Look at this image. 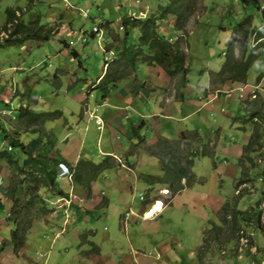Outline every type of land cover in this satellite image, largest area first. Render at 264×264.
<instances>
[{"label":"rangeland","instance_id":"rangeland-1","mask_svg":"<svg viewBox=\"0 0 264 264\" xmlns=\"http://www.w3.org/2000/svg\"><path fill=\"white\" fill-rule=\"evenodd\" d=\"M140 1H0V28L7 20V9L13 8L26 23L32 16H40L41 25L53 28L55 33L49 41L27 40L11 45L2 42L10 36V31L0 34V151L10 146L5 132L12 134L15 130L27 129L23 122L34 116L47 120L43 125L35 122L29 127L38 130L42 126L43 131L25 134L26 142L42 137L45 142L56 141L55 151L74 165L82 159L96 163L107 159L111 166L92 184L91 197L73 181V176L59 177V185L74 200L62 202L47 198L49 210L44 214L40 204L34 205L37 217L32 220L24 248L13 257L11 233L14 227L8 220L12 204L3 192L8 186L17 185L18 178L0 161V196L6 204V209L0 208V258H4L3 261L9 260L10 264L12 261L16 264H93V261L114 264L119 261V254L126 256L130 251V241L135 246L141 243L160 246L164 242L172 244L171 238H174L173 243L179 246L166 255L172 260L170 264H246L254 262L251 257L258 254L255 252L258 240L264 247L263 234L254 222L246 214H234L235 210L251 212L264 195V138H260L261 146L252 155L254 164L245 161L243 167L240 166L239 157L243 145L250 139L251 127L246 124L245 130L240 129V118L248 116L237 87L240 84L211 87L209 75L218 72L225 63L227 43L247 16H252L253 28L262 25L264 0L253 3L202 0L181 32L174 28L176 15L169 14L158 22V31L178 42L183 50L185 67H188L185 86H180V78H170L159 66L139 63L135 72L129 67L126 79L110 88L106 96L109 102L104 103L102 91L94 87L116 60V49L123 45V18L128 15L149 18L160 12L159 6L167 4V0ZM106 22L111 26L105 27ZM94 27H100L102 37L92 36ZM129 31V44L139 45V30L129 28ZM240 53L241 50L236 49V57L239 58ZM245 86L246 91L256 88L264 97V52L251 68ZM231 87L234 90L231 91ZM207 89L209 93L204 94ZM86 104L91 109L98 107L95 113L103 120L101 129L97 128L96 120L88 116L81 121L82 114L88 111L84 108ZM117 106L121 109H116ZM57 112L61 115H56ZM143 113L141 118L145 125L140 127ZM112 114L123 128L105 121V117ZM89 121L91 129L82 144V130ZM133 124H137L136 131L147 138L145 141L139 142L133 136ZM191 130L199 132L213 146L216 156L197 160L193 167L196 183L186 186L185 193L173 194L163 188L165 185L152 182L155 176L162 174V163L145 148L165 150L166 144H162L163 148L157 144L159 138H168L172 146L178 147L181 143V148L196 149L201 138L195 141L196 138L189 135L181 139L182 134ZM100 135L102 145L98 146ZM187 142L192 146H186ZM121 146L130 151L119 152ZM132 153L143 154L140 162L143 174H138L139 180L129 171L134 167L126 162ZM133 156L130 161H134ZM62 170L63 175H68L64 166ZM244 170L251 181L237 190L236 184L244 177ZM146 174L151 175L147 180ZM146 182H152L154 188L150 190ZM141 195L147 198L149 207L158 200L155 207L161 211L149 216L150 220L142 218L147 208L140 200ZM218 200L222 207L215 213L213 209ZM106 201L108 205L104 206ZM129 208L138 215L135 224L136 217L125 216ZM223 218L228 223L220 224L227 227L226 236H233L232 241L222 237L202 252L198 247L204 242L203 229L210 227L208 220ZM145 230V234H139ZM211 237L213 240L212 233ZM88 241L103 251L88 253L92 248ZM229 244H233V248ZM141 249L143 252L139 253L144 254L145 248ZM238 256L242 259H237Z\"/></svg>","mask_w":264,"mask_h":264},{"label":"trees","instance_id":"trees-1","mask_svg":"<svg viewBox=\"0 0 264 264\" xmlns=\"http://www.w3.org/2000/svg\"><path fill=\"white\" fill-rule=\"evenodd\" d=\"M31 1L34 2L35 0ZM134 1L136 2V0ZM138 1L141 3L140 0ZM201 1L167 0L166 5L159 6L160 12L149 18H137L129 15L124 17L122 23V29H125L123 45L121 48L116 49V60L104 72L103 77L99 78L98 84L96 85L95 83L94 89L102 91L103 99L106 98L111 87H116L121 81L126 79L129 67L135 72V68L139 63L147 66H159L170 78H180V86L184 87L188 74V67H185V55L178 42H175L172 38H166L165 35L158 31V22L167 18L169 14L176 15L174 28L176 31L181 32L185 29L190 18L196 13L197 6ZM243 1L245 3L257 2V0ZM258 9L260 10L261 7H258ZM17 12L13 8H8L6 11L7 20L3 27L0 28V34L10 31V36L2 41L3 45L22 44L27 40L49 41L55 35L53 28L41 25L40 16H32L30 21L26 23L21 16L17 15ZM262 17L263 23L258 27L253 28L252 16H247L235 28L227 43L225 63L218 72L209 74L211 87L222 86L226 83L241 85L247 83L251 68L261 59L264 52V12ZM104 26L109 27L111 23L106 22ZM129 28L139 30V45L129 44ZM92 36H95L94 32ZM113 41L116 42L117 40ZM236 49L241 50L239 58L236 57ZM76 53L74 51L72 54L75 56ZM208 93V89L205 90L204 94ZM244 104L248 116L240 118L239 121L242 124L240 129L245 130L246 124H250L251 127L250 139L243 145V153L239 158V164L242 167L245 161L251 162L252 165L254 164L252 155L258 152V147L262 143L261 139L263 140L264 138V101L262 96L260 95L254 100H245ZM24 110L28 112L29 109ZM51 115H54V113H51ZM56 115H61V112H57ZM45 120L47 119L32 116L28 122H23L27 129L23 131L15 130L12 134L5 132L6 138L10 140V146L8 149L0 151V161L5 162L7 167L13 172V175L18 178L17 185L8 186L3 192L4 197L12 204L8 220L14 227L11 233V242L15 254H18L24 248L26 235L33 226L32 220L37 217L33 209L34 205L40 204L42 214H44L49 210L48 199L50 197L57 199L70 197L69 193L61 188L58 183L60 166L63 165L68 171L73 172V181L84 189H88L89 195H92V184L104 170L111 168L107 159L103 160L102 163H95L90 159H82L77 165H74L71 161L62 158L58 151H55L56 141L49 140L50 142H45L40 137L26 142L23 139L25 134L28 135L29 132L34 133L37 131L42 133L43 131L42 126L38 130L35 129L36 127L30 129V126H33L35 122L43 125ZM136 130V127L133 126V136L143 142V137ZM192 131L188 132V134H182L181 139L185 140L189 135L191 138H196L195 141L201 138V144L196 149L181 148V143L178 147L176 145L172 146L168 142V138L167 140L159 138L157 144V146L166 144L165 150H159V148L154 150L153 147L145 148L147 152L157 156L162 163L164 174L161 177H157L155 182L167 186L171 192H174L173 194L180 193L186 186L189 187L196 183L193 167L197 160L216 156L213 146L199 132ZM192 134L194 135L192 136ZM164 145H162V148ZM186 146L191 147L192 143L187 142ZM245 171L243 172L244 177L240 178L236 184L237 189L251 181ZM184 179L187 185L182 183ZM1 199L2 197L0 196V208L6 209V204ZM263 204L264 195L252 209L253 215L239 210H235L234 214H246L247 218L249 217L254 222L258 231L264 236ZM104 206H107V203ZM224 211H227V209H224ZM223 221L228 222L227 220ZM211 225L212 229L204 232V244L200 247L202 252L206 251V246L211 245L213 240H220L222 228L213 222H211ZM211 233L214 235L213 240ZM88 243L92 247L88 253L99 254L101 252L99 246L94 242L88 241Z\"/></svg>","mask_w":264,"mask_h":264},{"label":"crops","instance_id":"crops-1","mask_svg":"<svg viewBox=\"0 0 264 264\" xmlns=\"http://www.w3.org/2000/svg\"><path fill=\"white\" fill-rule=\"evenodd\" d=\"M128 93V92H127ZM106 102H109L108 101V99L106 98V100H105ZM132 102V101H131ZM109 104V103H108ZM129 104H131V103H129ZM101 105V104H100ZM153 108H155V105H153ZM116 109H118V110H120L121 109V107H119V106H117L116 107ZM108 114V113H107ZM145 114L143 113V114H141L140 115V119H142L141 117H143ZM85 116H87V114L85 113V114H82V119H81V121H84V117ZM112 117H114V118H112ZM88 121V120H87ZM105 121L106 122H108L109 124H111L112 125V123L113 124H115V125H113V126H117V127H120V128H123L124 126L121 124H118L117 123V121L115 120V116H114V114H112L111 115V117H105ZM142 122H144V124H145V121H144V119H142L141 120ZM133 125H136L137 126V124H133ZM78 129H80V128H78ZM91 129V124H90V121L88 122V124L85 126V128L82 130V134H81V136H82V141L80 140V143H84V140H85V138L87 137V135H88V130H90ZM163 130V129H162ZM147 139V138H146ZM98 142H99V144H98V146L99 145H102V136L100 135L99 137H98V140H97ZM148 141V140H147ZM134 145H136V144H134ZM133 145V146H134ZM243 145V144H242ZM241 145V146H242ZM111 149H112V147H110V149L108 150V152L109 151H111ZM129 152L130 151V149H125L124 150V147L123 146H121V149H120V151L119 152ZM105 152H107L106 150L104 151V153ZM131 153V152H130ZM134 155V156H133ZM130 156H133L134 157V161H130ZM141 156L143 157V154L142 155H137L136 153H132V154H129L128 156H127V158H126V162L129 164V165H131V166H133L134 168H132V169H130L129 171L130 172H132V174H134L135 175V178L136 179H138V174H143V172H142V168L140 167V162H141ZM142 166H144V164L142 165ZM137 175V176H136ZM148 175L149 174H146V178L148 177ZM141 176V175H140ZM139 180V179H138ZM152 182H150V184H151ZM186 192V190H184V191H182L181 193H185ZM193 195H196L195 193L193 194ZM218 199V198H217ZM8 205V204H7ZM222 207V203L218 200V203H217V206L215 207V209H213V211L215 212V213H218V211L220 210V208ZM146 208V207H145ZM7 211H8V208H7ZM134 217H136V216H134ZM136 219H137V217L133 220V223L135 224L136 223ZM224 219H222V220H219V221H213L214 222V224H216V225H218V226H220L221 228H222V232L220 233V238H226V240L227 239H229L230 238V241L229 242H231L232 240H231V238L233 237H231V236H229V237H227L226 235V231H227V227H224V226H222V224H220L221 222H223L224 224H225V222L223 221ZM212 221L209 219L208 220V223L210 224ZM228 223V222H227ZM226 223V224H227ZM211 226V225H210ZM212 227V226H211ZM210 228V227H209ZM209 228H206V229H203V232L205 231V230H208ZM145 232H146V230L145 231H142V232H139V234H141V235H143V234H145ZM230 232V231H229ZM109 238V237H108ZM256 238H257V236H256ZM110 239V238H109ZM172 240H174V238H171ZM263 239H264V236H263ZM1 240L2 239H0V244H1ZM171 240V242H172V244H170V243H168V242H164V243H162L160 246L158 245V244H156V245H149L148 243L146 244V246L145 245H142L143 243H141V244H139V246L137 245V246H135L134 244H131V241H130V243H129V245H130V251L128 252V253H126L125 255L126 256H123V253H121V254H119L118 256H119V261L117 262V263H114V264H118L119 262L121 263V264H170V262L172 263V260L170 259V256H166L168 253H169V251H171L172 250V248H174L175 246H177L178 244H177V242L175 243H173V241ZM202 240H204V237L202 236ZM257 240H258V238H257ZM4 242H5V240H3ZM202 244H203V242L200 244V246H202ZM227 244H228V241H226V246H227ZM134 246V247H133ZM179 246V245H178ZM177 246V247H178ZM200 246L198 247V248H200ZM229 246H230V248H233V244H229ZM121 247V246H120ZM136 247V248H135ZM141 247L142 248H145V252H144V254H140L139 253V251L141 250L142 251V249H141ZM254 247H252V249H253ZM12 253H13V257L14 256H18L17 254H15L14 253V250H13V247H12ZM103 250L101 249V252H102ZM143 252V251H142ZM149 252V253H148ZM151 252H153L154 253V256H151L152 255V253ZM256 253H258L256 256H255V258H254V256L253 257H251V259L254 261V262H247L246 264H264V247H262V245H261V242L258 240V247H256V251H255ZM254 251H252V253H255ZM255 253V254H256ZM5 254V253H4ZM3 254V255H4ZM6 254H8V253H6ZM11 256V255H10ZM241 256V255H240ZM258 256V257H257ZM4 259V258H3ZM3 259L2 258H0V264H10L11 262L8 260V261H3ZM237 259H242V258H240L239 256L237 257ZM14 261H12V264H16L15 262L13 263ZM93 264H96V262L95 261H93ZM101 264H102V262H101ZM106 264V263H105ZM107 264H109V262L107 263Z\"/></svg>","mask_w":264,"mask_h":264},{"label":"clouds","instance_id":"clouds-1","mask_svg":"<svg viewBox=\"0 0 264 264\" xmlns=\"http://www.w3.org/2000/svg\"><path fill=\"white\" fill-rule=\"evenodd\" d=\"M95 28V27H94ZM100 28V27H99ZM102 30V29H101ZM94 32V31H93ZM101 32V34H102V31H100ZM95 33V32H94ZM95 36H97L98 37V35L95 33ZM254 45H255V43H254ZM236 53V52H235ZM104 75V74H103ZM100 77H103L102 75L100 76ZM98 82H99V80H98ZM97 82V83H98ZM230 85H233V86H235L234 84H232V83H229ZM238 87V89L240 88V98L241 99H243L244 101H245V99L246 100H254V99H256V98H258V96H260V94L259 93H257L256 92V88L254 89V90H247L246 91V86H245V84H240L239 86H237ZM255 87V86H254ZM92 90H93V88H92ZM232 90H234L232 87H231V91ZM221 91V90H220ZM220 91H219V93H220ZM256 92V93H255ZM263 98V101H264V97H262ZM106 98L104 99V103H106ZM101 106V105H100ZM84 108H86L88 111L86 112V114H87V116L89 117V119L91 118V119H95L96 120V123H97V128L98 129H101L102 128V125H103V120H102V118H100V117H98L97 115H96V111H98V107L96 108V109H91V107L89 106V105H87L86 104V107H84ZM127 111V110H126ZM98 118V119H97ZM92 121V120H91ZM90 121V122H91ZM142 124H144V122H142ZM141 124V125H142ZM140 125V126H141ZM145 125V124H144ZM134 127H137L136 125H133ZM144 141L146 140V138H142ZM140 142V141H139ZM248 142V141H247ZM242 155V154H241ZM240 158V157H239ZM96 163V162H95ZM62 167H63V165L62 166H60L59 168H60V172H59V175H60V177H68L69 178V176H73V172H70V171H68L67 170V168H66V170H67V173H68V175H63V170H62ZM215 168H217L216 166H215ZM161 175L160 176H155V178H157V177H161V176H163V171H162V169H161ZM194 173V172H193ZM149 176H151V175H148V177ZM196 176V175H195ZM147 177V178H148ZM153 177V179H154V175L152 176ZM147 178H146V180H147ZM153 183L155 182V180L154 181H152ZM147 184H148V188L150 189V190H152V188H154V186H153V183H148V182H146ZM182 183L185 185L186 184V180L184 179L183 181H182ZM156 184H159V185H162V184H160V183H156ZM246 185V184H245ZM153 186V187H152ZM241 187V186H240ZM239 187V188H240ZM164 189H168V187L167 186H164L163 187ZM239 188L237 189V190H239ZM186 189V188H185ZM184 189V190H185ZM85 191H87V195H88V197H91L92 195H89L88 194V189L86 190V189H84ZM169 190V189H168ZM184 190H182V191H184ZM237 192V191H236ZM86 193V192H85ZM239 193H240V191H239ZM238 193V194H239ZM86 194H85V196H87ZM87 197V198H88ZM58 199H60V201H62V202H68V201H73L72 199H71V197H69V198H58ZM84 200H86V197L84 198ZM88 200H89V198H88ZM140 200L141 201H143L144 203H145V207L147 208L146 210H144V213H142V214H144L143 216H142V218L144 219V220H150L149 219V217H146V215H148V213L149 212H151L152 210H153V208H155V206H156V203L158 202V200H156V202L154 203V204H152V206L151 207H149V206H146V200H147V198H145L144 196H140ZM73 203V202H72ZM105 203H107V205H108V202L106 201ZM105 205V204H104ZM256 206V205H255ZM254 206V207H255ZM163 207V206H162ZM253 207V208H254ZM64 208H66V207H64ZM262 208L264 209V204L262 205ZM64 211V210H63ZM62 211V212H63ZM161 210H159V211H156L155 213H157V212H160ZM239 211H241V210H239ZM242 212H246V213H251V215H253V211H251V212H247V211H242ZM127 214H131L132 216H136V217H138V215H136V214H134L133 213V211L131 210V208H129V210H128V212H126V214H125V216H127ZM229 218V217H228ZM249 218V217H248ZM213 222V221H212ZM214 223V222H213ZM210 225H211V223H210ZM212 226V225H211ZM210 226V228L212 229V227ZM209 230V229H208ZM205 231H207V230H205ZM204 231V232H205ZM221 237V236H220ZM220 239V238H219ZM226 240V239H225ZM217 242L218 240H213V242ZM203 244H204V242H203ZM202 244V245H203ZM213 244V243H212ZM226 244V243H225ZM97 245V244H96ZM100 248V247H99ZM100 250H101V248H100Z\"/></svg>","mask_w":264,"mask_h":264},{"label":"built area","instance_id":"built-area-1","mask_svg":"<svg viewBox=\"0 0 264 264\" xmlns=\"http://www.w3.org/2000/svg\"><path fill=\"white\" fill-rule=\"evenodd\" d=\"M134 1V0H133ZM136 2H138L139 3V1L138 0H136ZM98 36H100V37H102V34H101V32H100V30H99V28H97V27H95L94 28V30H93Z\"/></svg>","mask_w":264,"mask_h":264},{"label":"bare ground","instance_id":"bare-ground-1","mask_svg":"<svg viewBox=\"0 0 264 264\" xmlns=\"http://www.w3.org/2000/svg\"><path fill=\"white\" fill-rule=\"evenodd\" d=\"M157 203H158V202H157ZM159 210H160L159 207H155L151 212H149L148 217L151 216V215H154V213H155L156 211H159Z\"/></svg>","mask_w":264,"mask_h":264}]
</instances>
